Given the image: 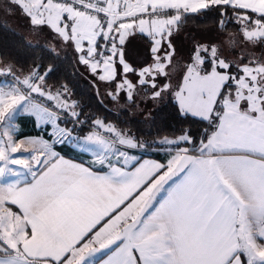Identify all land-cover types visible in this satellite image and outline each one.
Returning <instances> with one entry per match:
<instances>
[{"label":"snow or ice","instance_id":"6c2138e0","mask_svg":"<svg viewBox=\"0 0 264 264\" xmlns=\"http://www.w3.org/2000/svg\"><path fill=\"white\" fill-rule=\"evenodd\" d=\"M9 6L34 28L47 26L72 42L80 63L93 74L102 68L101 81L115 79L117 56L124 73L137 71L117 43L130 30L147 35L155 63L139 70L138 83L157 89L153 99L169 88L158 87L156 78L168 76L175 55L170 37L188 14L214 9L222 31L232 18L241 27L240 37L195 45L174 95L182 115L207 127L198 137L185 129L160 141L177 146L166 165H137L124 149L142 144L96 120L109 135L93 131L84 138L94 146L84 149L95 156L91 167L65 160L42 141L30 160L45 167L33 171L29 160L12 155L24 144L13 138L15 117L36 116L53 126V143L62 142L72 132L59 127L52 109L79 123L78 105L69 101L67 85L47 87L51 67L42 74L37 66L21 79L14 64L0 60V76L11 77L0 85V264H264V59L245 55L264 47V0H9ZM135 87L125 78L108 94L115 100L126 90L131 100ZM9 165L27 169L31 181L12 180L26 174Z\"/></svg>","mask_w":264,"mask_h":264},{"label":"crops","instance_id":"0c3cea01","mask_svg":"<svg viewBox=\"0 0 264 264\" xmlns=\"http://www.w3.org/2000/svg\"><path fill=\"white\" fill-rule=\"evenodd\" d=\"M14 6H9V0H0V19L8 24L12 29L16 30L18 33L22 34L28 42L32 45H41L45 46L48 49L55 48L56 52L59 53V56L71 55L77 60V66L82 72L85 78H87L95 86L96 92L106 101V103L113 107L116 110H121L124 108H132L136 113V117L141 119L148 118V112H143L144 106L154 107L151 104H157L160 106V103L163 100L168 98H174L173 95H170L168 91L162 92L163 96L159 99H153L152 94L157 89H153L150 84L140 85L138 83L140 77L138 75L139 70H142L146 67L152 66L155 61L153 58V53L151 51L153 47L152 40L145 34H141L138 30H130L132 34L128 35L125 39L123 45L117 43V47L123 52V60L125 63L129 64L133 69L137 70L135 72H123V65L119 62V56L115 57V70L116 76L115 79L111 82L101 81L98 76L102 74V70L98 69L96 74H93L89 66L80 63L79 56L82 53L75 51L74 45L72 42L65 43L62 38L59 37L54 30L47 26H34L31 24L29 18L24 15L19 8L12 10ZM204 10H201V12ZM173 48L175 49V55L172 58V64L168 66L166 71H168V76H157L156 83L158 87H161L165 84L168 85L170 78L179 76V73H182L186 69L187 64L191 62L192 54L195 49V45L200 44H211L207 41H202L203 38L195 27L192 26H182L178 32H174L170 37ZM99 43V41H98ZM85 50L88 48V44L84 42ZM166 47V45H165ZM99 50V49H98ZM161 49V53L163 52ZM22 79L26 74H18ZM125 78L131 81L136 87L133 89L132 99L129 100L127 97L126 90H120L117 96V99H113L108 93L117 92V83L123 81ZM4 82L0 81V85ZM142 98H141V95ZM169 94V95H168ZM165 95H168L165 98ZM178 103V102H176ZM140 105L142 107H140ZM157 109V108H156ZM154 108L151 109L149 117L152 116ZM198 118V117H195ZM200 119V118H198ZM60 128H67L71 130L72 134L74 131L69 128L66 124L57 121ZM106 125V124H105ZM15 132L13 138L16 141H23V147L20 152L13 153L12 155L17 159H27L31 157L33 152L37 147H39V142L47 141L51 146L52 151L59 154L65 160L72 163L81 164L85 167H91L90 162L95 159V156L92 151H86L85 148H92V145H86L84 143V138L90 133L81 134L78 133L79 140L76 143L73 141V136L67 137L62 141L64 143L58 144L59 142L53 143L56 136L53 135V126L51 124H46L38 120L36 116H33L28 113H21L15 117L14 120ZM31 141H37L38 143L34 146ZM78 143H81L80 145ZM63 146L67 147L66 149L61 150ZM64 147V148H65ZM23 148H27V151H23ZM143 146L133 149H124L128 152L130 156L136 157V163L143 164L144 162H154L162 165H166L168 160L173 155V151H167L166 153L161 151H156L157 153L152 152L153 155H146L147 153L141 152ZM39 158L43 160L44 155H40ZM28 160V159H27ZM3 162H0L2 166ZM33 171L38 167L43 169L44 165H36L35 162L30 163ZM11 169L23 172L26 175L21 177H16L13 175L12 180L20 179L22 181L30 182L32 177L30 174H27V169H23L20 165H9ZM96 171H102L101 169H95ZM107 171V169H103ZM163 171V169H162ZM23 186V185H21ZM13 211H19L17 206L9 205ZM99 227V226H98ZM91 235V233L89 234ZM87 239V237L85 238Z\"/></svg>","mask_w":264,"mask_h":264},{"label":"trees","instance_id":"16d2710c","mask_svg":"<svg viewBox=\"0 0 264 264\" xmlns=\"http://www.w3.org/2000/svg\"><path fill=\"white\" fill-rule=\"evenodd\" d=\"M220 19L218 11L209 9L196 14H188L187 21L182 26L195 27L203 39L210 38L211 40L219 35L240 33L241 26L234 22V18L225 20L226 31L221 30ZM28 44L29 42L22 34L0 19V60L4 64H14L19 70L17 75H27L31 69L37 66L43 74L51 67L52 71L45 78L47 87L55 92L61 89L63 85H67L68 99L70 102L75 101L77 103L76 111L80 114L78 117L80 120L89 124H94L96 120H100L106 125H112L135 137L147 152L158 146L165 137L176 139L185 129L193 137H198L199 133L207 127V122L201 119L182 115L173 98L163 100L152 116L147 119L136 117L135 111L130 107L116 110L106 103L96 92L93 83L84 77L74 57L71 55L57 56L45 46L31 44L32 47H29ZM67 126L71 128L69 125ZM89 132L88 130L78 131L81 134ZM64 147L61 150H68L67 147ZM141 152L143 151L141 150Z\"/></svg>","mask_w":264,"mask_h":264},{"label":"rangeland","instance_id":"374dc122","mask_svg":"<svg viewBox=\"0 0 264 264\" xmlns=\"http://www.w3.org/2000/svg\"><path fill=\"white\" fill-rule=\"evenodd\" d=\"M229 35H234V36H236V37H240V33H238V32H234V33H232V34H228V35H219L217 38H214V40L212 39H210V38H207V39H203L202 41H207V42H212V41H215L216 43H219L220 42V40H221V38L222 37H228ZM249 54H253L257 59H264V47H262V46H259V45H257L256 47H255V49H252L251 50V52H249V51H246L245 52V55L247 56V55H249ZM185 71H186V69H184L183 70V72L182 73H179V76L177 77V78H175V77H172V78H170V80H169V82H168V85H169V88L167 89V91H168V93L170 94V95H173V99H174V101L175 102H177V100H176V98H175V95H174V92L176 91V90H178L179 89V87L182 85V83H183V77H184V75H185ZM168 94V95H169ZM141 95V94H140ZM168 95H165V98L168 96ZM163 96V93H161V97ZM160 97V98H161ZM141 98H142V95H141ZM159 98V99H160ZM151 105H153L154 107H148V108H146L145 106H144V110H143V112H148V118H149V113H150V111H151V109L152 108H154V110H156V108H158L159 107V105H157V104H151ZM177 105H178V103H177ZM140 107H142L141 105H140ZM179 107V106H178ZM190 115V114H189ZM191 116V115H190ZM74 135V136H73ZM72 136H73V141H75L76 143L78 142L77 140H79V137H78V131L77 132H74V134H72ZM57 138V137H56ZM72 138V137H71ZM56 140V139H55ZM80 141V140H79ZM62 143H64L63 141L61 142V144ZM58 144H60V142L58 143ZM79 145L81 144V143H78ZM176 145H169V144H162V143H159V145L158 146H156L155 148H153L152 150H149V152L147 153V151H145V149H144V147L143 148H141V150L144 152V154L145 153H147V154H149V155H153L152 154V152H154V153H157L156 151H161V152H164V153H166L167 151H173V154H175V150H176ZM52 150H53V148H52ZM28 160H29V162L30 163H32V162H34V161H31L30 160V157H28L27 158Z\"/></svg>","mask_w":264,"mask_h":264},{"label":"built area","instance_id":"2783aa9c","mask_svg":"<svg viewBox=\"0 0 264 264\" xmlns=\"http://www.w3.org/2000/svg\"><path fill=\"white\" fill-rule=\"evenodd\" d=\"M115 35V33H114ZM99 43H101L99 41ZM104 43H107V42H104ZM99 51V50H98ZM105 54L107 55V52H105ZM102 70V68L100 69ZM22 79V78H21ZM0 81L2 82H5V81H8V82H11V77H3V76H0ZM37 103H40L46 107H49V108H52V103L51 101H48L46 100V98L44 97H40L36 94H33V97H32ZM54 111H57L59 112V115H60V119L62 122L66 123L67 125H69L72 129H75V130H88L90 132H93V131H98L100 132V134L102 135H105L107 136L108 133H104L101 129H98L97 128V125L94 123V124H89L83 120H80L79 118V123H76V119L77 118H74L72 117L71 115H69L67 112H63V111H60L59 109H52Z\"/></svg>","mask_w":264,"mask_h":264}]
</instances>
